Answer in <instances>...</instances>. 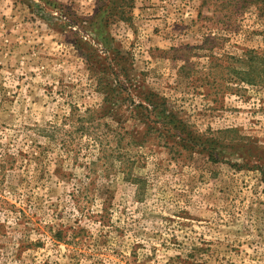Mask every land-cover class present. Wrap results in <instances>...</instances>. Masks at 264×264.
I'll use <instances>...</instances> for the list:
<instances>
[{
	"label": "rangeland",
	"instance_id": "rangeland-1",
	"mask_svg": "<svg viewBox=\"0 0 264 264\" xmlns=\"http://www.w3.org/2000/svg\"><path fill=\"white\" fill-rule=\"evenodd\" d=\"M263 37L251 0H0V264H264Z\"/></svg>",
	"mask_w": 264,
	"mask_h": 264
},
{
	"label": "trees",
	"instance_id": "trees-1",
	"mask_svg": "<svg viewBox=\"0 0 264 264\" xmlns=\"http://www.w3.org/2000/svg\"><path fill=\"white\" fill-rule=\"evenodd\" d=\"M251 3H255L256 4V8L260 12H262L264 14V0H251ZM118 6H119V4L117 2H115L114 3V7L117 8ZM126 6L128 7L127 3H126ZM263 41H264V37H263ZM248 51L251 52V51H254V50H248ZM252 58H255V62L259 61L258 63H263L264 64V54L259 55L258 53H256V55L254 57L250 56L249 60H251ZM252 64H253V62L250 61L248 63V68H247L248 70L247 71H242V74L240 76L241 79L245 80L246 82H251L256 77L258 78V75H259V74H257V73H259L258 68H261V67H260V65H258V67H257L255 64L254 65H252ZM148 94L151 95V96H154V93H148ZM157 98L159 99L160 97H157ZM149 102L152 103L151 101H149ZM150 103H148V104H150ZM161 103H163V105H161L163 107L161 109H158L157 114L162 116V115H164V112L167 111L170 114H172V117L170 116L171 120H170V118H169V120L175 122V119H174L175 118V113L174 114L171 113L172 111L167 107V105L164 103V101H161ZM139 104L142 105V103H139ZM176 122L174 123V126L175 125L178 126Z\"/></svg>",
	"mask_w": 264,
	"mask_h": 264
}]
</instances>
